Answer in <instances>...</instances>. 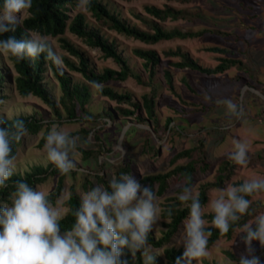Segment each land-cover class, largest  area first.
<instances>
[{"label": "rangeland", "instance_id": "rangeland-1", "mask_svg": "<svg viewBox=\"0 0 264 264\" xmlns=\"http://www.w3.org/2000/svg\"><path fill=\"white\" fill-rule=\"evenodd\" d=\"M87 0H77L76 6L69 11L70 15L81 13L84 15L90 28H97L96 22L86 13L84 4ZM121 19L130 24H134L141 29H145L140 18L148 19L144 12L145 6H155L162 8L169 5L175 9L185 10L190 13L199 12L201 19H187L170 21L167 20L160 24L166 30L177 28L185 31H200L209 29L217 31L219 34H208L197 39L164 41L155 45H146L124 36L118 35L106 28H97L100 34L108 41H114L117 50L127 59L128 64L134 72L140 74L144 81L147 76L140 67V61L136 59L131 50L134 48L149 49L155 51L159 56V65L154 76V86L157 89L155 110L157 115L158 133L153 130L151 122L149 124L136 125L133 118L116 117L114 121L98 120L96 123L87 120H76L67 122L65 113L61 110L58 103L60 91L57 81L53 79L51 72H46V81L52 97L58 104L62 115V123H57L56 116L38 98L29 96L20 97L13 86L12 79L14 71L7 54L0 53V70L7 75V82L3 88L5 98L0 100V118H13L19 115L34 116L43 119L45 123H53L62 127L65 131L77 137V148L71 154V159L75 162L76 169L64 178V186L60 197L59 205L67 212L65 201L70 194V188L74 185L78 195L87 192L83 188V182L87 179L91 187L101 184L96 174L104 177L109 184L114 178L113 165L128 160L131 162V175L139 182L145 176L156 173H165L172 167L169 164L170 158L183 149H188L197 144V141L204 138V150L210 169L205 173H196L194 176L193 194L196 196L199 186L206 182H211L216 174L218 164L224 158H228L233 149V141L240 140L248 146V155L252 156L255 162H247L241 166L236 164L234 174L228 185L253 178H264V0H188L182 3L177 0H100ZM27 13L21 17L23 19ZM20 19V20H21ZM32 36L38 34L32 33ZM68 42L82 51L88 58L91 66L96 72L104 68L118 70L119 67L111 59H105L98 49L89 48L81 39L66 31L62 36ZM48 43L53 51L62 59V65L57 66L66 75L70 76L73 83L85 85L91 93L88 109L96 114L103 109H113L115 102L102 97L98 89L86 82L78 73L68 71L64 64V59H69L77 63V60L70 56L60 47L57 37H47ZM219 47L232 51V57L240 60L252 74L245 75L237 68H230L226 72L218 75L207 76L191 71L189 69H177L171 66L176 62L175 58H167L163 52L180 48L189 57L203 67H215L218 54L205 51L206 48ZM168 71L172 76L173 94L167 87L164 79V72ZM241 77V80H235ZM187 83L191 89L186 86ZM119 94L127 93L133 102L141 104L144 94L149 93L150 88L138 84L133 78H128L121 82H109L105 84ZM250 91L246 92V91ZM260 91V92H259ZM262 91V93H261ZM206 94L212 96V100H206ZM225 99H232L243 109V115L239 118L230 116L226 110V105L222 103ZM263 103V104H262ZM126 106V105H124ZM141 115L145 118L143 111ZM168 119L172 122L166 133H163L165 123ZM51 124V126L53 125ZM49 127V129L51 128ZM217 128L218 132L207 135L209 129ZM81 129L98 130V137L102 145V153L97 158H83L82 150L95 149L91 139L92 133L86 136ZM150 131L153 137H160L157 140L158 153L145 149L146 132ZM44 129L36 135L28 134L23 137L16 152L14 173L23 175L32 166H47L51 163L44 150V144L38 146ZM124 139V141H123ZM261 160H258V159ZM102 161H105L101 163ZM186 160H180L178 164H184ZM58 176L49 177L43 184L36 189L50 193L56 187ZM140 183V182H139ZM141 184V183H140ZM184 184L183 180L173 179L169 182L168 189L162 196H157L156 204L158 207V219L153 225V236L159 239L164 231L162 227L161 210L165 198L177 194V190ZM142 185V184H141ZM156 192V186L154 187ZM156 194V193H155ZM217 190L208 193V202L215 198ZM252 202H260L264 205V193L256 194L251 197ZM207 202V204H208ZM206 204V205H207ZM211 213L210 208H205V214ZM264 213V208L257 214ZM256 214V215H257ZM255 216L247 223H251ZM183 224L173 237L170 244L166 247H174L184 252L182 245ZM207 226V225H206ZM240 229H237L230 240L219 239L215 244L208 248V254L198 260H192L191 264H226L228 258L224 252L229 251L237 258L246 255V246L241 239ZM255 255L260 257L261 264H264V247L259 242H253ZM154 256L160 257L161 264H166L162 256V249L151 246ZM135 257V255H132ZM235 261V260H234ZM187 264V258L185 259Z\"/></svg>", "mask_w": 264, "mask_h": 264}, {"label": "trees", "instance_id": "trees-1", "mask_svg": "<svg viewBox=\"0 0 264 264\" xmlns=\"http://www.w3.org/2000/svg\"><path fill=\"white\" fill-rule=\"evenodd\" d=\"M177 1L185 3L188 0ZM76 2L77 0H33L31 9L28 10L27 16L20 20L16 31L6 33L0 38L6 39L9 36H15L16 39H22L27 38V36L32 33L44 37H57L60 47L77 60V63H75L69 59H64V64L68 71L78 73L89 84H92V82L102 84V89H98L99 94L102 97L107 98L109 101L115 102L116 106L113 109H103L96 114L91 113L88 109V104L91 99V93L88 87L73 83L70 76L66 75L57 67V65L46 59L45 54H42L35 60L25 58L21 61L11 54L5 53L7 54V58L10 61L15 74L12 82L16 93L22 98L29 96L38 98L56 116L57 123H62V115L58 104L55 102L49 88L47 87L49 83L46 81L45 74L50 71L53 79L57 81V86L61 93L58 103L61 110H63L66 115V118L64 119L65 121L75 122L76 120H87L96 123L100 119L106 122L108 120L114 121L116 117L133 118L136 125L149 124V122H151L154 132L158 133L157 115L155 110L157 89L154 86V76L160 61L158 54L149 49L134 48L131 50L132 55L140 61V67L147 76V81H144L141 75L134 72L133 68L128 64L127 59H125L117 50L114 41H108L107 38L100 34V31L97 28H106L118 35L139 41L146 45H155L164 41L197 39L208 34H219V32L209 29H203L196 32H183L177 28L170 30L162 28L160 24L167 20L178 21L202 18V15L199 12L190 13L185 10L175 9L169 5H164L162 8L145 6L144 12L148 15V19H143L138 15H135V17L140 19L144 25L145 29H141L138 26L121 19L117 13L110 10L100 0H87L84 4V9L98 25L97 28L94 29L89 27L83 14H69V11L76 6ZM66 31L81 39L89 48L98 49L105 59H111L118 65L119 69L104 68L100 72H96L85 54L62 37ZM205 51L221 56L217 59L218 64L215 67L201 66L195 60L191 59L187 53L182 52L180 48L167 50L163 52V55L167 58L177 59L176 62L171 63V66L177 69H189L199 74L212 76L222 74L230 68H237L245 73V75L248 76L249 74L252 77L251 72L244 67L240 60L232 57H222L225 55L232 56L234 54L232 51L219 47L206 48ZM128 78H133L138 84L150 88L149 93L142 96L141 104L133 102L130 95L127 93L119 94L109 86H105V84L109 82H121ZM164 79L168 89L176 95L173 89L172 76L168 71L164 72ZM6 80L7 75L0 70V100L5 98V95H3V88L6 85ZM235 80H241V77L236 78ZM185 84L189 90L193 91L187 83ZM246 92L250 93L249 90ZM141 110L143 111L145 118L142 117ZM0 119L5 120L8 126H10L14 120L22 119L28 128V134L31 135H36L44 129V135L40 140L39 147L45 143L49 127L53 124L49 122L45 123L43 119H37L34 116L27 115H19L10 119ZM171 122V119L166 121L163 133L168 131ZM97 131L98 130L94 129H81V132L86 136L92 133L91 139L95 147L93 150L79 149L84 160L89 157L96 159L97 156L102 153V145ZM215 132H218V129L212 128L209 129L206 134L209 135ZM157 140H160L159 136L153 137L150 131L146 132L145 149L154 152L155 155L158 153ZM20 141L15 142L12 145V154L15 156ZM180 160H186V162L184 164H178ZM258 160L261 159L259 158ZM103 162L105 161L101 160V163ZM247 162H255V160L252 156L248 155ZM169 164L172 168L167 172L145 175L139 180V182L142 186L152 187L153 191L156 186V195L162 196L168 189L171 180L177 179L184 181L183 186L177 190L176 195L167 197L164 200L161 210V218L163 220L162 227L164 231L162 232L161 237L155 239L152 231L148 237V243L150 246L162 249V256L165 258L166 264H176L177 259L182 258L183 256L182 250L166 246L171 243L181 224L189 215L188 205L183 204L177 199L178 194L182 191L185 183L193 186L196 173H205L210 169V164L207 161L206 152L204 150V138L199 139L195 146L175 153L170 158ZM235 168L236 163L229 157L224 158L219 162L214 179L211 182H206L199 186L196 196L200 199L202 205L207 204L208 193L210 191L224 188L225 184L232 178ZM113 169L114 178H118L122 174L131 175V162L128 160H122L114 164ZM71 173L76 174L75 172ZM56 175H59L56 187L47 194L50 201L55 205L63 190L64 178L67 174H61L54 164H48L47 166H32L23 175L13 174L8 182L7 188L0 190V202L10 203V195L14 191V186L17 181H25L32 187L36 188L43 184L49 177ZM96 176L103 186H108L102 175L96 174ZM242 183L244 182L238 181L233 183V185L238 186ZM83 188L87 189V191L92 188L91 183L87 179L83 182ZM261 193L264 192L257 194ZM248 198L251 199V197ZM79 203L80 196L73 185L70 188L69 197L65 201L67 212L64 215V219L60 222L61 232L70 229L74 224V211L78 208ZM262 208H264V205L260 202H252L250 214L242 217L237 224L233 225L228 233H221L215 229L211 225L212 213H206L204 218L209 222L206 227L211 231L208 248L215 244L219 239L230 240L234 232L237 229H240L242 224L247 223L252 219ZM169 211H171V215H169ZM224 254L233 261L239 260V258L229 251H225ZM122 260L125 261V264H143V259L140 253H136L135 257H133L127 249H125L122 254ZM155 264H161L160 257L156 256Z\"/></svg>", "mask_w": 264, "mask_h": 264}, {"label": "clouds", "instance_id": "clouds-1", "mask_svg": "<svg viewBox=\"0 0 264 264\" xmlns=\"http://www.w3.org/2000/svg\"><path fill=\"white\" fill-rule=\"evenodd\" d=\"M33 0H0V37L15 32L22 16L28 13ZM0 53H9L18 60L38 59L45 54L53 64L62 65V59L50 47L47 37L28 35L16 39L0 38ZM93 87L103 85L92 82ZM206 100L212 96L206 94ZM230 116L243 115V109L232 99L222 101ZM28 133L22 119L8 126L0 119V190L7 188L15 169L16 157L12 145ZM77 137L53 124L47 132L44 150L48 160L61 174L76 169L71 154L77 148ZM229 158L238 165L248 161V146L233 141ZM264 192V178H253L244 183L228 185L217 190L207 205L193 194L185 183L177 199L187 204L189 215L183 224L184 252L176 264H191L208 254L211 231L206 227L205 208L212 213L211 225L221 233H228L233 225L251 212L252 197ZM157 196L152 187L142 186L132 175L122 174L109 181L107 187L98 185L85 192L74 211L75 222L61 232L64 209L53 205L44 191L25 181H17L10 195V203L0 202V264H125L122 254L140 253L143 264H155L148 237L158 219ZM171 215V211H169ZM246 255L239 260L226 259V264H261L255 255L253 242L264 247V213L255 215L251 223L240 226Z\"/></svg>", "mask_w": 264, "mask_h": 264}]
</instances>
